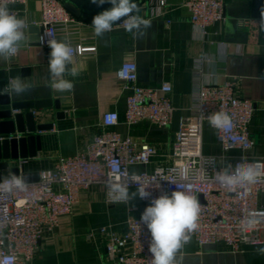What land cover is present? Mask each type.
<instances>
[{
    "label": "crops",
    "instance_id": "0c3cea01",
    "mask_svg": "<svg viewBox=\"0 0 264 264\" xmlns=\"http://www.w3.org/2000/svg\"><path fill=\"white\" fill-rule=\"evenodd\" d=\"M183 1L170 0V12L148 18V0H141L139 14L149 20L151 26L138 39L117 25L98 37L92 22L85 16L80 17L85 26L80 37L73 40L95 46V51L73 55L64 75L73 83V88L64 92L51 87L50 49L40 43L41 2L30 0L12 6L17 10L16 16L26 21V39L14 57L0 59V69L15 68L16 77L28 86V91L14 95L7 74L6 93L11 103L52 101L49 106L13 109L15 113L32 112L38 124H53L51 129L37 131L42 137V149L36 157L29 158L25 166L27 171L50 169L59 157L84 151L87 143L101 131L106 111L119 113L121 122L113 129L123 137L130 135L145 140L158 150L148 167L133 165V172L163 164L172 149L181 117L193 113L199 86L223 83L227 79L237 80L239 95L255 103L250 125L255 144L247 154L264 157V40L260 31L264 0H224L225 21L210 27L207 34L193 25ZM64 38L61 35V39ZM125 61L137 63L140 85L171 84L169 96L174 113L169 125L158 126L151 121L135 125L124 122L130 89L118 80L117 71ZM72 68L77 71L75 76L70 74ZM1 95L0 91V111L11 109V104L2 103ZM56 101H59V108ZM203 151L209 155L224 152L217 130L209 123H205L203 129ZM239 153L234 150L229 155ZM14 165L15 161L10 162V167ZM10 167L3 170L2 177L12 174ZM134 192L136 190L132 189L128 202L110 204L105 200L102 185L81 191L72 212L63 215L59 225L42 238L38 252L28 264H115L106 254V237L100 228L108 226L119 233L128 231V219L140 217L145 208L141 199L133 198ZM260 201L264 204V193ZM262 249L264 242L245 243L241 250L233 252L217 243L200 245L191 237L178 253V260L180 264H264Z\"/></svg>",
    "mask_w": 264,
    "mask_h": 264
},
{
    "label": "built area",
    "instance_id": "2783aa9c",
    "mask_svg": "<svg viewBox=\"0 0 264 264\" xmlns=\"http://www.w3.org/2000/svg\"><path fill=\"white\" fill-rule=\"evenodd\" d=\"M30 0H8L9 10L16 15L13 5ZM42 19L40 43L47 47L48 39L68 43L73 55L95 51V46L74 41L80 37L84 22L70 12L63 0H39ZM195 27L207 34L210 27L225 21L224 0H185ZM172 9L170 0H148V18L166 15ZM248 23V21H246ZM125 28L123 23L115 24ZM264 40V27L260 24ZM64 35V39H61ZM43 41V42H42ZM20 48V47H19ZM19 51V50H18ZM200 70L196 71V75ZM117 78L130 89L124 122L135 125L151 121L158 126L171 123L174 106L169 96L172 86L164 82L160 87L138 83V66L125 61L117 71ZM193 113L180 119L172 149L165 163L152 169L133 172L131 167H148L157 155L155 145L135 138L123 137L113 129L121 122L117 111L103 114L101 131L87 143L84 151L61 156L50 169L39 171V179L25 182L23 190H0V264H28L40 248L42 238L51 233L63 215L70 214L80 192L94 185H102L106 202H128L132 189L148 188L152 197L171 194L180 187L196 196L200 204L199 227L191 234L200 245L217 243L224 249L239 251L242 245L264 242V157H253L247 152L254 146L250 125L255 103L239 95L237 80L200 85L193 102ZM218 111L226 112L233 121L228 130H217L222 155L203 151V129L208 117ZM238 150L237 155L229 152ZM29 158H20L15 165L26 166ZM245 162L259 167L261 175L253 184L238 185L230 190L215 180V174L228 164ZM27 171V170H26ZM9 176L2 177V183ZM114 184L127 186L129 197L121 199ZM145 207L148 200H142ZM145 209V208H144ZM143 209V210H144ZM143 212V211H142ZM254 221L249 227L248 221ZM107 256L115 264H151L150 233L140 217L128 219V231L119 233L102 226Z\"/></svg>",
    "mask_w": 264,
    "mask_h": 264
},
{
    "label": "clouds",
    "instance_id": "9594fccd",
    "mask_svg": "<svg viewBox=\"0 0 264 264\" xmlns=\"http://www.w3.org/2000/svg\"><path fill=\"white\" fill-rule=\"evenodd\" d=\"M90 2L97 7L111 5L92 19V27L98 37L110 32L113 25L122 22L125 30L138 39L143 37L151 26V22L139 14L135 0H90ZM260 24L264 27V8L261 11ZM25 27L26 21L9 10L8 0H0V59L8 60L17 54L21 42L26 39ZM47 46L50 49L48 67L51 87L60 92L70 91L73 83L65 79L64 75L72 62L73 48L66 42L51 38L48 39ZM70 74L75 76L76 69L72 68ZM9 84L14 95L28 91V86L18 77H12ZM208 122L211 127L218 130H228L233 127L232 118L223 111L211 114ZM260 175L258 166L241 161L221 168L216 172L215 180L232 190L238 185L255 183ZM25 187L23 178L15 174H10L0 183V190L4 191L23 190ZM112 187L119 192L121 199H128L127 186L114 184ZM147 189L139 187L132 196L134 199L138 197L149 201L148 206L141 213L140 222L146 225L150 233L151 242L148 250L152 258L151 264H180L178 253L199 227L200 204L196 196L180 187L170 195L164 193L158 197H152ZM253 224L254 221H248L249 227ZM261 251L264 252V249Z\"/></svg>",
    "mask_w": 264,
    "mask_h": 264
},
{
    "label": "water",
    "instance_id": "95a60500",
    "mask_svg": "<svg viewBox=\"0 0 264 264\" xmlns=\"http://www.w3.org/2000/svg\"><path fill=\"white\" fill-rule=\"evenodd\" d=\"M66 8L77 17L85 16L92 22L93 17L99 12L111 7L109 4L103 7H97L90 0H63ZM141 0H135L137 6ZM118 24V23H117ZM42 29V28H41ZM26 72V70H24ZM7 74L10 78L18 76L15 68L8 71L0 69V91L2 92V103L11 104V109L0 111V180L3 176V170L10 167V162L20 158L36 157L42 149V137L37 131L48 130L53 127L52 123L38 124L32 112L15 113L13 109L21 107H44L52 104L50 99L40 100L33 103H11L7 88ZM59 108V101H56ZM12 174L22 177L25 182L36 181L39 179L37 171H26L25 166L20 168L14 165L10 167Z\"/></svg>",
    "mask_w": 264,
    "mask_h": 264
}]
</instances>
